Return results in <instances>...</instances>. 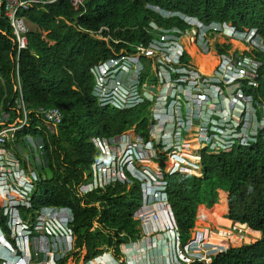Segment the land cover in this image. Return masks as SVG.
<instances>
[{"label": "built area", "instance_id": "1", "mask_svg": "<svg viewBox=\"0 0 264 264\" xmlns=\"http://www.w3.org/2000/svg\"><path fill=\"white\" fill-rule=\"evenodd\" d=\"M59 0H0L4 16L10 21L18 53L28 48V21L18 12H28L35 5H51ZM78 10L85 0H69ZM149 8L163 18L179 17L187 27H165L154 22L147 29L152 38L128 50L121 49L91 68L92 95L102 108L120 111L149 105L148 135L138 126L114 136H94L91 142L97 159L74 187L81 201L115 185L128 189L137 184L142 191L140 206L133 220L142 231L140 239L129 240L83 264H183L192 257L184 249L181 232L170 205L167 177L188 175L181 169L170 172L168 164L186 147L190 136L197 140L194 150L203 172L204 151L230 153L236 147L250 146L264 140V105L254 93L260 87V69L264 44L258 29L243 31L231 23H203L196 17L157 6ZM103 27L91 35L108 41ZM190 38L197 53L214 52L212 69H206L187 50ZM229 38V41L226 40ZM221 39H224L221 42ZM116 43L118 41H115ZM237 46L231 51V44ZM229 46V48H227ZM20 93V89H19ZM21 94V93H20ZM0 117V263L1 264H79L73 228L74 213L68 207L46 206L32 210V197L39 175L31 159L22 152L23 131H44L31 127L23 102ZM33 115L55 133L63 120L57 107H38ZM12 117L13 119L7 120ZM40 148V165L47 159V149ZM36 162V159L33 158ZM23 211V212H22ZM96 225V224H95ZM150 239V242L145 240ZM138 243L143 246H136ZM143 250L139 261L125 259L127 253Z\"/></svg>", "mask_w": 264, "mask_h": 264}, {"label": "trees", "instance_id": "2", "mask_svg": "<svg viewBox=\"0 0 264 264\" xmlns=\"http://www.w3.org/2000/svg\"><path fill=\"white\" fill-rule=\"evenodd\" d=\"M149 6L184 13L203 23H231L243 31L256 28L264 44V0H85L78 10L69 0H59L18 12L36 27L28 34V48L19 54L13 28L0 7V116L13 109L20 111L21 100L30 112L31 127L42 126L44 131H32L47 149L32 210L46 206L72 209L75 248L86 250V260L114 247L120 253L123 243L140 239L133 220L142 198L138 184L132 189L115 185L95 192L85 197L84 204L76 197L74 187L82 183L98 157L92 137L114 136L134 125L148 135L149 105L126 111L100 107L92 95L91 68L121 49L129 51L132 45L147 44L152 38L147 30L152 22L187 27L179 17L163 18ZM103 27L108 28L103 31L109 38L107 42L91 35ZM190 42L185 38L188 50H192ZM196 54L203 62L204 58L213 61L215 57L214 52L208 56ZM259 83L254 97L264 105V56ZM38 107L61 110L63 120L58 131H49L42 120L35 118L33 112ZM27 133L17 135L19 142ZM202 165V179L188 175L167 177L170 205L184 247L195 240L189 248L202 255L219 251L207 263L195 259L188 264H264V140L236 147L230 153L204 151ZM187 166L192 174H200L196 153L176 155L168 170ZM202 199L205 212L211 214V226H217L215 218L224 223L222 217L229 220L227 224L245 227L247 239L262 237L238 247L228 248L231 244L224 240L217 244L214 233L208 234L198 226L199 220H208L201 213ZM207 247L209 253L205 252Z\"/></svg>", "mask_w": 264, "mask_h": 264}, {"label": "rangeland", "instance_id": "3", "mask_svg": "<svg viewBox=\"0 0 264 264\" xmlns=\"http://www.w3.org/2000/svg\"><path fill=\"white\" fill-rule=\"evenodd\" d=\"M29 28H30L31 31L33 30V25L31 23H29ZM226 40L229 41V38H227ZM223 41H224V39H221V42H223ZM230 44H231V51H233L236 48L237 45L235 43H230ZM186 46H187V43H186ZM234 46H235V48H234ZM191 47H194V46H191ZM194 50H195V52H197L196 48ZM1 116L3 117L5 115L2 114ZM12 119L13 118L10 117L7 120L11 121ZM149 119H150V117H149ZM24 136H25V139H24L25 146L21 150H22V152L25 155H27L32 160L31 161V166H32L33 170L38 175L39 174H43L44 173L43 166L40 165V163L38 161L40 160V158H39L40 157V148L39 147L44 146V144H43V142H39L38 141L37 136L32 131H29ZM33 158L36 159V162L33 161ZM182 171L183 172L190 171L189 166H187V168H184ZM190 174H192V172H190ZM192 177H196V178L202 179V175L201 174H199L198 176L192 174ZM200 203H201V213L203 212V214H206L205 216H207L208 220H204V221L199 220L198 221L199 222L198 226L202 227V228H205V232L207 233V231H208V234L209 233H211V234L214 233L213 240L217 244L224 240V241H227V242H229L231 244L228 248H230V247H238V246H242L244 244L254 243V242L258 241L262 237L261 236L260 238H254L253 236H251L250 239H247L246 238L247 237V233L244 230L245 227L238 226L236 224L231 225V224L219 222V223H217V226H211V223H210V220H209L211 218V214L205 212L206 207H205V203L203 202V199L200 200ZM217 210H218V208H217ZM215 221L218 222V219L216 220V218H215ZM200 223H202V224L200 225ZM204 224H207L208 226H205ZM136 228H139V227H136ZM139 233L142 234V231H140V229H139ZM207 236L204 238V241L207 239ZM209 237H210V235H209ZM194 241L195 240H193L192 242H187L186 246L184 247L186 252L189 254L190 257L193 258V260L194 259H200L204 263H207V262L210 261V260L207 261V259H209L211 255L216 254L218 252L217 251V252L212 253V254L202 255L201 252L198 253V252L192 250L191 248H189L190 245ZM136 246H144V245L142 243H138ZM144 252H145L144 249L143 250H139L138 247H137L136 251L133 253V256H132L131 253H127L125 255V259L135 258L134 261L137 262V261H139L140 259H142L145 256ZM205 252L209 253L210 252V248L207 247L205 249ZM85 255H86V250L85 249H83L82 251L79 250L78 256L80 258V263H82L83 259L85 258Z\"/></svg>", "mask_w": 264, "mask_h": 264}, {"label": "bare ground", "instance_id": "4", "mask_svg": "<svg viewBox=\"0 0 264 264\" xmlns=\"http://www.w3.org/2000/svg\"><path fill=\"white\" fill-rule=\"evenodd\" d=\"M190 43H191V42H190ZM184 44H185V39H184ZM191 45H192V44H191ZM186 48H187V46H186ZM191 48H192V50H188V48H187V50H188V51H189V52H190V53H191V54L197 59V61H198L201 65H204L206 69H212V68H213L214 63L216 62L215 57H213V58H214L213 61H208L206 58H204V59H205V60H204L205 62H203L202 59L199 60V59L197 58V54H196V52H195V50H194L195 48H194V47H191ZM193 50H194L195 54L193 53ZM208 55H210V54H208ZM208 55H206V56H208ZM203 56H204V55H203ZM196 148H198L197 140L192 139V136H190L189 139H188V141H187V143H186V147H185L184 150L181 151V153H179V154L187 153V154L191 155V154L194 153V150H195ZM179 154H177V155H179ZM249 234L255 235L254 233H249Z\"/></svg>", "mask_w": 264, "mask_h": 264}, {"label": "crops", "instance_id": "5", "mask_svg": "<svg viewBox=\"0 0 264 264\" xmlns=\"http://www.w3.org/2000/svg\"><path fill=\"white\" fill-rule=\"evenodd\" d=\"M36 27H35V25H33V30L35 29ZM220 219L222 220V221H224V223L225 222H227V221H229V220H226V219H223V218H221L220 217ZM217 223H219V222H217ZM261 233V232H260ZM211 234V233H210ZM262 234V233H261ZM145 242H146V244H147V242H150V239H147V240H145ZM144 245V244H143ZM144 247V246H143ZM213 255H215V254H213ZM212 256V255H211ZM133 260H135V258H133ZM209 260H210V258H209Z\"/></svg>", "mask_w": 264, "mask_h": 264}, {"label": "water", "instance_id": "6", "mask_svg": "<svg viewBox=\"0 0 264 264\" xmlns=\"http://www.w3.org/2000/svg\"><path fill=\"white\" fill-rule=\"evenodd\" d=\"M220 251H221V250H220ZM218 252H219V251H218ZM218 252H217V253H218Z\"/></svg>", "mask_w": 264, "mask_h": 264}]
</instances>
